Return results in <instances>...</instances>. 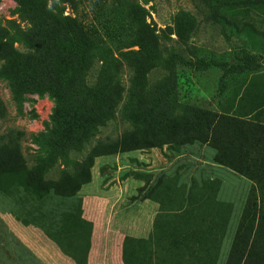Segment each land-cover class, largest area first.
<instances>
[{
  "label": "rangeland",
  "instance_id": "obj_1",
  "mask_svg": "<svg viewBox=\"0 0 264 264\" xmlns=\"http://www.w3.org/2000/svg\"><path fill=\"white\" fill-rule=\"evenodd\" d=\"M46 3L0 0V212L61 264H264V0Z\"/></svg>",
  "mask_w": 264,
  "mask_h": 264
},
{
  "label": "crops",
  "instance_id": "obj_2",
  "mask_svg": "<svg viewBox=\"0 0 264 264\" xmlns=\"http://www.w3.org/2000/svg\"><path fill=\"white\" fill-rule=\"evenodd\" d=\"M87 201L88 200L86 199V202ZM98 222L100 223L96 224L102 225L104 229H98L99 227L97 225V230L103 231V233L95 234L93 244L99 246L100 248L97 249L96 247H94L91 256H98L102 258V256H104L103 251L110 243L109 239H113V237L111 235L112 230L106 227V223H101V221ZM2 226L4 229V240L2 241V234L0 233V250L2 247V250L0 251V260L2 258L4 262L0 261V264H6V261L8 262L7 264L11 263L12 247L10 246V243L12 242V234H14L20 242V246H17L18 250L16 249L15 258L18 259L17 257L19 256L20 263L24 264V259L21 258V256L22 250H26V248H30L43 262L45 261L47 264H61L60 260L66 261L65 258L59 259L60 257H63L64 254H62V251L59 249L58 245L52 240H48L45 237L44 232L37 226L33 228H31V226L28 227L23 224L20 219H17L13 214L0 212V227L2 228ZM6 238L8 241H6Z\"/></svg>",
  "mask_w": 264,
  "mask_h": 264
},
{
  "label": "trees",
  "instance_id": "obj_3",
  "mask_svg": "<svg viewBox=\"0 0 264 264\" xmlns=\"http://www.w3.org/2000/svg\"><path fill=\"white\" fill-rule=\"evenodd\" d=\"M19 4L24 8L27 9L30 12V9L34 11L33 15H35V18L37 20V24L40 26L45 25L46 26V32L50 35L53 31H49L50 24H52L54 21L58 22V19L51 14L50 10L47 8L46 0H17ZM43 22V25H42ZM79 32H84L83 29L78 26ZM41 62V60H36V62L30 63L27 67H23L22 70L28 69L33 70L35 66H38V64Z\"/></svg>",
  "mask_w": 264,
  "mask_h": 264
}]
</instances>
